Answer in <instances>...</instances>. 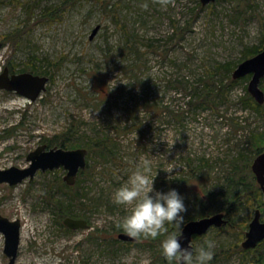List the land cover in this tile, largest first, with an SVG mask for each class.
<instances>
[{
  "label": "rangeland",
  "instance_id": "rangeland-1",
  "mask_svg": "<svg viewBox=\"0 0 264 264\" xmlns=\"http://www.w3.org/2000/svg\"><path fill=\"white\" fill-rule=\"evenodd\" d=\"M16 35L18 43L6 39ZM263 42L264 0L206 5L201 0H0V74L8 67L49 78L36 101L0 89V170L28 167V154L41 145L62 148L70 129L78 133L68 136V147L103 134L112 139L110 156H115L89 153L78 204L64 187L63 167L39 171L16 186L0 184L1 215L22 225L16 264H37L44 257L50 264L57 257L60 264H170L160 248L166 234L135 242L118 238L120 222L133 205L117 204L114 193L148 159L149 174L158 171L155 188H176L185 197L188 222L207 217L201 213L209 203L199 196L227 190L231 161L241 153L250 160L245 180L255 178L256 155L231 121L248 133L264 130L262 113L245 111L239 103L249 94L251 76L218 112L189 102L193 89L210 78L208 70L216 72L227 63L238 67L244 52ZM33 65L47 68L38 71ZM226 75L220 69L214 78L225 81ZM138 98H148L155 107L129 120L125 107ZM160 168L172 170L173 179ZM212 208V215H226L228 225L194 237V248L211 238L217 243L210 264H249L264 249L242 252L257 208L244 205L231 221L222 198ZM261 212L264 221V208ZM67 217L86 219L91 227L70 230L63 224ZM4 248L0 233V264H9Z\"/></svg>",
  "mask_w": 264,
  "mask_h": 264
},
{
  "label": "water",
  "instance_id": "water-1",
  "mask_svg": "<svg viewBox=\"0 0 264 264\" xmlns=\"http://www.w3.org/2000/svg\"><path fill=\"white\" fill-rule=\"evenodd\" d=\"M216 0H201L203 5L215 2ZM98 31L95 29L94 34ZM3 44L0 43V48ZM233 80H239L246 76H251L248 84L249 95L260 105L264 104V90L261 88V81L264 78V50L257 55L244 60L234 70ZM49 78L46 76L34 75L24 72L10 75L8 68L0 74V89L8 92H15L32 101H36L42 92L46 91ZM88 150L86 148L64 149L59 147L48 148L46 145L37 147L27 156L29 166L23 169L12 167L0 170V184L16 186L26 179L32 181L39 171H52L63 167L67 173L64 181L69 186L76 184L80 171L86 170ZM251 170L256 182L264 194V152L256 156L253 160ZM228 219L224 213H217L212 216L198 220H191L186 223L183 229V239L180 243L182 247H187L189 241L192 242L195 236H203L212 228H223L228 225ZM63 224L70 230L90 229L88 220L82 218L67 217ZM21 222L20 220H9L0 213V233L5 237L4 253L9 259V264H16L21 243ZM118 238L125 242H135L136 238L128 236L126 233L118 234ZM264 241V221H262L261 210H255L254 217L249 223L245 240L242 243L244 250L255 249Z\"/></svg>",
  "mask_w": 264,
  "mask_h": 264
},
{
  "label": "trees",
  "instance_id": "trees-1",
  "mask_svg": "<svg viewBox=\"0 0 264 264\" xmlns=\"http://www.w3.org/2000/svg\"><path fill=\"white\" fill-rule=\"evenodd\" d=\"M19 35L13 36L11 39V36H7L8 41L17 42L18 43ZM3 44V43H2ZM262 50H264V42L260 46H256L250 49H247L244 52V59L251 58L258 53H260ZM236 64L234 63H227L226 65H223L221 70H225V74L227 78H225V81L220 78H214L215 75L217 76L218 71H220L219 68H216V72H212L208 70L209 77L210 78H203L201 80L203 88L197 87L193 89V96L189 105L192 107L197 106L199 103L207 105L208 107H211L213 111L218 112L220 106L226 104L230 97L231 92L234 90V88L241 82L246 81L249 76H246L239 80H233V76L231 75L232 72H234V69H236ZM16 68V67H15ZM33 68H35L38 71H42V68H47V66L36 67L33 65ZM46 73V71L44 72ZM220 80V81H218ZM183 84V83H181ZM185 85H188L186 83ZM186 92L188 93V86L185 88ZM141 98H138L134 100L132 104H127L125 107V115L128 117L129 120L135 121L138 117V115L146 109H149L147 111H151L152 108H154L155 104H151V101L147 98L144 102H141ZM239 103L242 104V107L245 111L250 112H256V113H262L261 115L264 116V104L260 105L258 104L248 93H245L242 95L239 99ZM200 105V104H199ZM151 108V109H150ZM174 113V112H173ZM177 115L176 113H174ZM137 116V117H136ZM233 123V129L235 134H242L241 137H243L244 144H247L249 146V151L254 154V156H258L262 152H264V130H258V131H252L250 133L245 132L242 127L237 125V123L233 120H231ZM240 127V128H239ZM74 133L76 135L78 133V129L72 130L70 129L69 132L64 134L65 138L62 140V142L59 144L60 147L64 149H76L80 148L82 146L81 144H84L86 146L89 153H94L96 156H98L101 159H109L114 158L115 156L111 157L113 151L111 149L112 145V139L108 138L107 136L103 134H97L98 136L95 138H91L88 141L83 140V142H79V146H67V143L69 141H72L71 138L68 136ZM48 147V146H47ZM237 159L231 161V165L233 164V167L231 169L230 175L227 177V190L224 193H217L212 192L206 195V198L204 196H199V200H202V202L207 201L209 203L208 206L205 207V209L202 211L201 216H210L213 213V204L216 203L220 198H222L225 203L228 205V208L226 211L228 212V218L232 219V216L237 215L241 208L244 205H249L250 208H257L261 210L264 208V202L260 201V199H264V194L262 193L259 185L256 183V179L254 177H250L249 180H245V172L246 170H249L250 167V160L246 159L244 155L241 153ZM89 158V154L88 157ZM97 166V164H95ZM190 165V164H189ZM203 165H207L208 161L204 162ZM89 165L87 166L86 170L80 171L79 176L77 178L76 184L74 186L65 185L64 187L67 189V191H72L73 196L71 198L74 200L75 203L80 202L81 194H78L79 190V183L80 178L85 175ZM97 168L94 169V171ZM246 169V170H245ZM194 176V175H193ZM48 199L50 201L54 200L55 193L53 186L48 187ZM221 196V197H218ZM218 197V198H217ZM56 199V198H55ZM206 199V200H205ZM252 200V201H251ZM58 201V200H56ZM80 206L81 203L79 204ZM256 209V210H257ZM189 222V221H188ZM187 223V221H186ZM244 226V224H242ZM171 230H173V226L171 225ZM119 232L125 233L122 227L120 226ZM99 232V230H98ZM264 247V241L261 242L258 247ZM256 250V249H255ZM255 250H242V252L247 255L250 252H256ZM264 249L260 252L259 255H254V258L249 260V264H264ZM256 259V260H255ZM248 262V261H247ZM246 262V263H247Z\"/></svg>",
  "mask_w": 264,
  "mask_h": 264
},
{
  "label": "clouds",
  "instance_id": "clouds-1",
  "mask_svg": "<svg viewBox=\"0 0 264 264\" xmlns=\"http://www.w3.org/2000/svg\"><path fill=\"white\" fill-rule=\"evenodd\" d=\"M163 170L169 173L166 179H173L172 170ZM151 171V161L143 160L128 181L116 189L114 200L117 204L133 205L131 211L123 217L120 226L128 236L137 239L141 237L155 239L166 234L160 242V248L162 255L170 264L172 262L174 264H210L217 242L206 237L195 248L190 241L187 247H182L180 241L184 238L183 229L186 225L184 214L187 212L185 197L176 188H169L167 191L156 189L155 178L158 171L155 175H150ZM168 225H172L173 230L169 231ZM37 264H50V262L47 257H44L39 258ZM51 264H60L59 257Z\"/></svg>",
  "mask_w": 264,
  "mask_h": 264
},
{
  "label": "flooded vegetation",
  "instance_id": "flooded-vegetation-1",
  "mask_svg": "<svg viewBox=\"0 0 264 264\" xmlns=\"http://www.w3.org/2000/svg\"><path fill=\"white\" fill-rule=\"evenodd\" d=\"M11 71V70H10ZM13 74H15V73H13V72H10V75H13Z\"/></svg>",
  "mask_w": 264,
  "mask_h": 264
},
{
  "label": "bare ground",
  "instance_id": "bare-ground-1",
  "mask_svg": "<svg viewBox=\"0 0 264 264\" xmlns=\"http://www.w3.org/2000/svg\"><path fill=\"white\" fill-rule=\"evenodd\" d=\"M246 156V155H245ZM252 201V200H251ZM23 229H24V227H23ZM259 248V247H258ZM264 253V252H263ZM256 260V259H255Z\"/></svg>",
  "mask_w": 264,
  "mask_h": 264
}]
</instances>
